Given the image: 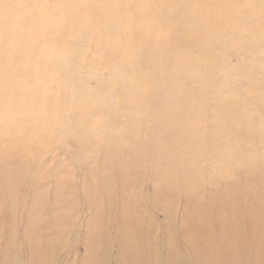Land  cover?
Listing matches in <instances>:
<instances>
[{"label": "rangeland", "instance_id": "obj_1", "mask_svg": "<svg viewBox=\"0 0 264 264\" xmlns=\"http://www.w3.org/2000/svg\"><path fill=\"white\" fill-rule=\"evenodd\" d=\"M232 258L264 264V0H0V264Z\"/></svg>", "mask_w": 264, "mask_h": 264}, {"label": "bare ground", "instance_id": "obj_2", "mask_svg": "<svg viewBox=\"0 0 264 264\" xmlns=\"http://www.w3.org/2000/svg\"><path fill=\"white\" fill-rule=\"evenodd\" d=\"M142 1V0H141ZM203 4L205 5V3L203 2ZM152 6V5H151ZM134 8H137V5H135V7ZM140 8H142V3H141V5H140ZM140 8H137V9H140ZM155 8V7H154ZM135 11V10H134ZM202 14L204 15V12L202 11ZM215 26H217V23H215L214 24ZM224 94V96H225V93H223ZM161 104V103H160ZM214 111H216L215 112V116H214V118H215V120L216 121H220V120H222V122H224V121H228V112L226 111V110H224V108L223 109H221V108H215L214 109ZM158 119H160L162 122L164 121L162 118H158ZM214 124H216L215 122H213V123H210V127L212 128V126L214 125ZM229 125V124H228ZM227 131H230V128H228V126H227ZM231 133V132H230ZM222 135V137L223 138H227V134L225 135V134H221ZM261 156V158H263V155H260ZM221 172V175L220 174H213V176H212V185H211V182H210V185H211V187H215V186H218L219 185V183L220 182H222V181H224L223 180V178H224V176L225 175H227V171H225V172H223L222 170L220 171ZM220 172H218V173H220ZM198 174H200V173H198ZM198 174H196V175H193L192 177H191V180L189 181V184L190 185H187V192H186V197H187V200H189V201H191V198L194 196V191H192V185L194 184V182H196V181H198V183H201L200 181H202L200 178V176L198 175ZM211 175V174H210ZM217 176L218 178L217 179H214L213 177L214 176ZM221 176V177H220ZM228 177V179L227 180H231L232 181V178H231V176H227ZM258 178V177H257ZM225 179V178H224ZM251 180H252V178H251ZM214 181V182H213ZM250 181V179H247V178H245L244 180L241 178V179H239V178H235L234 180H233V183H238V184H243V183H246V182H249ZM202 184V183H201ZM225 186H226V184H222L221 185V187L222 188H220V190L221 189H223L224 190V192H226L227 191V188L225 189ZM219 189V188H218ZM217 190V189H216ZM219 190V191H220ZM168 193L169 192V190L168 189H166V191L165 190H162V193L166 196V194L165 193ZM223 192V193H224ZM196 195V194H195ZM162 199L160 198V197H156V199H155V201L158 203V202H160ZM240 217V216H239ZM239 223V222H238ZM240 224V223H239ZM133 230H131L130 231V234H132L133 235ZM226 237L229 239L228 241H227V244H226V249H227V251L230 249V250H233L234 249V253L236 252L235 251V248L237 247V245L238 244H240L239 242H243V240H242V235H241V233L240 232H233V231H228L226 234ZM134 244H135V241L133 240V238H130V241H129V243H128V245H129V249H128V253H129V255H130V257L132 258V259H135V258H137V253H138V251L135 249V246H134ZM191 248V247H190ZM259 250H262V247H259ZM131 259V261H133ZM129 260V259H128ZM127 259H126V264H129L130 262L128 261ZM212 260L213 261H216V262H218V258L214 255V257H212ZM232 260V264H241V263H238V262H236L235 260H234V258H232L231 259ZM212 261V263H214ZM206 264H211L209 261H207L206 262ZM214 264H216V263H214Z\"/></svg>", "mask_w": 264, "mask_h": 264}]
</instances>
